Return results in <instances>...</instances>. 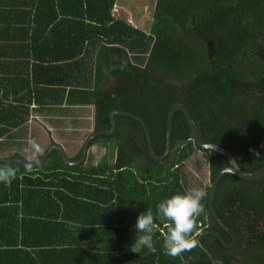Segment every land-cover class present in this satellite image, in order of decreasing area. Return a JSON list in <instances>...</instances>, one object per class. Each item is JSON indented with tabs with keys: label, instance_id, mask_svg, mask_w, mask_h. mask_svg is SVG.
<instances>
[{
	"label": "trees",
	"instance_id": "trees-1",
	"mask_svg": "<svg viewBox=\"0 0 264 264\" xmlns=\"http://www.w3.org/2000/svg\"><path fill=\"white\" fill-rule=\"evenodd\" d=\"M115 3L0 0L5 40L22 43L31 30V39L50 45L58 34L70 40L74 56L85 46L97 49L98 64L113 77L111 89H80L79 81L62 80L66 63L61 53L43 58V62H57L43 67L46 74L61 73L54 85L43 89L52 94L51 100L38 101L28 88L27 102L19 97L9 101L6 84L0 83V140L24 122L32 99L41 108L42 104L73 102L70 97L74 96V102L95 104V132L110 128L112 110L140 116L160 156L168 110L179 102L190 112L205 143L227 150L245 172L263 168L264 0H156L148 32L122 15L115 18ZM2 12L17 16L3 20ZM10 24L13 29H7ZM24 48H17L18 56L27 55ZM115 55L118 61L111 60ZM41 68L32 65L29 73L33 76ZM67 84L71 91L64 99ZM54 93L58 96L53 100ZM115 122L113 136L123 140L113 142L96 165H67L56 151L34 169L0 161V166L17 169L11 184L0 183V264H212L198 245L177 257L166 255L162 247L166 221L156 214L158 203L188 190L182 168L195 151L203 155L210 184L204 188V212L196 219L194 235L213 230L226 244L231 242L208 210L210 185L228 161L197 146L183 113L173 114L170 149L161 161L151 158L139 122L120 114ZM129 127L136 135L126 132ZM104 139L97 136L89 147ZM148 208L159 226L153 234L156 251L143 248L133 253L135 224ZM212 208L235 237L232 247H224L213 234L200 238L214 263L264 264V177L244 180L223 174Z\"/></svg>",
	"mask_w": 264,
	"mask_h": 264
},
{
	"label": "crops",
	"instance_id": "crops-1",
	"mask_svg": "<svg viewBox=\"0 0 264 264\" xmlns=\"http://www.w3.org/2000/svg\"><path fill=\"white\" fill-rule=\"evenodd\" d=\"M3 1L9 2V0ZM8 7L6 8V11L9 10ZM25 12H27V10ZM122 12H125V10L122 9V6H120L118 2H116L112 11L113 16L115 18H118L120 15H122ZM2 14L4 15L2 16L3 20L10 21H12V18L17 16L15 12H12L10 14L2 12ZM30 17L33 18L32 14ZM126 21L129 22L130 20L126 19ZM21 27L25 29L28 26ZM5 28L6 24L4 25L0 23V83L6 84L5 88L10 95V97L8 98L9 101H11L14 97H19L24 102H27V94L29 91L28 88L31 89L30 93L33 96L36 95L35 98H37L38 101L41 102L43 100H51L49 97L52 96V94L43 89L48 87L46 85H54V80L58 79L61 76L58 77L60 73L58 71H55L54 74H46V71L43 67L50 64L53 65L57 62L52 61V59V62H43V58L52 57L53 54L56 55L58 53L62 54L59 56H63L62 61L66 63V66L63 68L62 72L63 81L68 82L70 80H73V83H70L74 84L75 80H77L80 83V85H78L81 86L80 89L88 90H90L92 87H97V89L105 90L111 89V87L113 86V77L111 76V74H109L107 68L103 69L98 64L101 59L97 49L94 50L85 46V49L83 48L82 52L79 55L74 56L72 55L73 49L72 47H70L69 44L70 40H67L64 37L60 38L61 36L57 34V38L52 41L53 44L45 45V43L39 42L37 37L35 39L30 38L33 35L31 30H28L27 34L24 37V42L22 43L13 42L11 40L8 41L4 39L6 35H2ZM7 29H13V26L10 24ZM11 34L12 33H10V35ZM85 45L87 44L85 43ZM18 47H25L24 51H26L27 55L24 54L23 56H18ZM89 50L91 51L87 52ZM70 55L72 57H70ZM111 60L118 61L119 59L117 58V55H115L112 57ZM75 62H78V65H74ZM129 62L132 63V61L130 60ZM38 64L42 66L41 71L39 73L37 71H34L32 76V73H29L31 72L30 69L32 68V65ZM27 66H29V68ZM97 67H99L100 69H98V71H94ZM26 68L27 73L25 72ZM47 77L49 78L48 80H50L51 82H47ZM12 80L14 81V83H11ZM69 85L67 84L65 87L66 92L64 95V99H66L68 91H71ZM2 91H0V93H2ZM35 92L38 93L36 94ZM13 93H18V95H14ZM57 96V93H54L52 99L54 100V98H57ZM74 98V96L70 97V99L73 101L70 103L64 100L59 104L57 102L54 104H42L43 106H41V108H39L38 104L34 101V99H32L28 107V115L24 122L21 123L20 126L12 128L10 132L6 133L4 137L0 140V142L9 143V145L7 146H0V158L9 160L13 159L14 157H21L24 158L27 162H29V154L26 153L24 149L28 146V142L33 139H35L37 143L41 146L43 155L51 147V145L59 144L60 146H62L66 153V156L70 160L75 158V156H77V154L81 150L84 141L92 133L95 132V104L93 102L86 104L77 103L74 102L76 100ZM131 129L132 127H129L126 132H130ZM131 132L136 133L133 130H131ZM76 135H82L83 139L78 137L72 138V142L83 140L82 145L78 151L76 150L74 151V153L69 154L68 149L63 143H65L67 140L70 141V139L67 138ZM117 139L118 143L121 142V139L123 140L122 136ZM96 144L101 145L102 148L106 150L103 151L102 155L100 156V159L95 161L94 165H96V162H99L105 154L109 153L112 148L113 141H106L104 139L101 140L100 143L97 142L92 144L90 148L88 147L85 159H90L91 157H93L92 152ZM115 152L111 158L110 163L114 162V159L116 157ZM72 161H74V159ZM36 162L37 161H32V164Z\"/></svg>",
	"mask_w": 264,
	"mask_h": 264
},
{
	"label": "clouds",
	"instance_id": "clouds-1",
	"mask_svg": "<svg viewBox=\"0 0 264 264\" xmlns=\"http://www.w3.org/2000/svg\"><path fill=\"white\" fill-rule=\"evenodd\" d=\"M24 151L29 154L30 159L26 167L30 169L32 161L38 162V158L42 154V148L33 139L28 142V146L25 147ZM255 154L258 155L259 153ZM231 171L230 168H221L222 174ZM16 174V168L8 165L0 166V183L11 184ZM205 195L206 193L202 189L191 188L183 194L177 193L158 203L156 214L166 221L164 224L166 231L162 233V247L166 255L177 257L197 247L198 242L194 237V231L197 217L204 212V205L201 201ZM158 227L151 208L141 213L135 224L137 235L130 251L140 253L143 248H147L149 252L154 253L156 249L153 234Z\"/></svg>",
	"mask_w": 264,
	"mask_h": 264
},
{
	"label": "water",
	"instance_id": "water-1",
	"mask_svg": "<svg viewBox=\"0 0 264 264\" xmlns=\"http://www.w3.org/2000/svg\"><path fill=\"white\" fill-rule=\"evenodd\" d=\"M181 111L183 113V115L185 116L190 129L192 131L194 140L197 144V146L202 149V150H211V151H215L221 155H223L227 161H228V166L226 168H230L232 171L230 172L231 174L244 179V180H256L259 178L264 177V167L254 171V172H245L243 171L235 162L233 156L225 149L221 148L220 146L216 145V144H209V143H205L197 130V127L191 117L190 112L187 110V108L182 105L179 102H175L173 103L167 113V117H166V123H165V148L164 151L162 153V155L158 156L155 154L153 147H152V142H151V138H150V133L148 130V127L145 123V121L138 115H136L135 113L129 112V111H123V110H112L109 113V121H110V128L107 130H102V131H97L92 133L83 143L81 150H80V156L78 160H70L67 156L66 153L64 151V149L62 148V146H60L59 144H53L51 145V147L46 151V153L38 160V162L32 164L31 168L36 167L37 165H39L40 163H42L46 157L52 152V151H57L58 155L60 156V158L62 159V161L67 164V165H79L85 162V158H86V153L89 147V144L91 142V140L93 138H95L96 136L99 135H110L115 131L116 128V123H115V115L120 114V115H125L128 117H131L133 119H135L137 122L140 123L142 129H143V135H144V139H145V144L146 147L148 149V152L151 156L152 159L156 160V161H161L162 159H164L166 157V155L169 152L170 149V131H171V122H172V118H173V114L175 111ZM1 162H5V163H9L11 161H16V162H20L22 163L24 166H27V161L24 158L21 157H14L13 159H9V160H5V159H1ZM30 168V169H31ZM222 172L220 171L215 178L213 179L211 185H210V193H209V198H208V210L211 214V216L213 217V219L220 225V227L231 237V242L229 244H226L223 239L221 238V236L213 231V230H200L197 233H195L194 237L196 239V241L198 242L197 245L205 252V254L207 255L208 258H210V261L212 264H215L210 253L201 245L200 243V238L205 235V234H213L215 235L218 240L220 241V243L224 246V247H232L235 244V237L232 234L231 230H229L221 221L220 219L217 217L216 213L214 212L213 208H212V201L214 198V194H215V190H216V186H217V182L219 180V178L222 176Z\"/></svg>",
	"mask_w": 264,
	"mask_h": 264
},
{
	"label": "rangeland",
	"instance_id": "rangeland-1",
	"mask_svg": "<svg viewBox=\"0 0 264 264\" xmlns=\"http://www.w3.org/2000/svg\"><path fill=\"white\" fill-rule=\"evenodd\" d=\"M155 1L156 0H116V2L122 6V9L125 10V12H122V16L127 20L129 19V22L135 23L134 25L145 32H148L150 23L152 21L151 14L154 9ZM77 137L83 139L82 135H76L67 138L70 139V141L67 140L65 143H63L68 149L69 154L74 153L76 150L78 151L82 145L83 140L72 142L71 139ZM105 150L101 145L96 144L92 152L93 157H91L89 160H86L85 164H95V161L100 159V156ZM202 156L203 155L201 152L195 151L185 163V166L182 168L184 175L183 183L188 189L199 188L204 191V188L210 184L209 171L202 162ZM139 162H142L141 159H139Z\"/></svg>",
	"mask_w": 264,
	"mask_h": 264
},
{
	"label": "flooded vegetation",
	"instance_id": "flooded-vegetation-1",
	"mask_svg": "<svg viewBox=\"0 0 264 264\" xmlns=\"http://www.w3.org/2000/svg\"><path fill=\"white\" fill-rule=\"evenodd\" d=\"M115 131H116V129H115ZM114 131V132H115ZM114 132L112 133V134H110V135H104L105 136V140L107 141V140H109V141H113V142H115V141H117L118 139V137H116V136H113V134H114ZM90 148V147H89ZM79 156H80V151H79ZM79 156H78V158L76 159V160H78L79 159ZM80 165V164H79ZM71 166H74V165H71ZM75 166H77V165H75Z\"/></svg>",
	"mask_w": 264,
	"mask_h": 264
},
{
	"label": "built area",
	"instance_id": "built-area-1",
	"mask_svg": "<svg viewBox=\"0 0 264 264\" xmlns=\"http://www.w3.org/2000/svg\"><path fill=\"white\" fill-rule=\"evenodd\" d=\"M200 224H198V226H199Z\"/></svg>",
	"mask_w": 264,
	"mask_h": 264
}]
</instances>
